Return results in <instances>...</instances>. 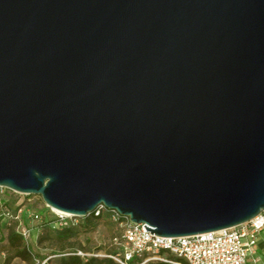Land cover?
<instances>
[{
    "label": "water",
    "instance_id": "obj_1",
    "mask_svg": "<svg viewBox=\"0 0 264 264\" xmlns=\"http://www.w3.org/2000/svg\"><path fill=\"white\" fill-rule=\"evenodd\" d=\"M0 188L160 238L264 213V0H0Z\"/></svg>",
    "mask_w": 264,
    "mask_h": 264
},
{
    "label": "built area",
    "instance_id": "obj_2",
    "mask_svg": "<svg viewBox=\"0 0 264 264\" xmlns=\"http://www.w3.org/2000/svg\"><path fill=\"white\" fill-rule=\"evenodd\" d=\"M4 191L6 189L0 188V197H4ZM91 215L96 218L109 215L113 222L119 224L121 236L114 239V244L120 248L121 253L114 258L110 257L117 264H260L257 245L259 235L264 230V213L233 229L178 239L152 236L144 229L146 225H135L129 218L104 206L98 207ZM60 216L54 226H76L66 220L71 218L70 215ZM37 219L28 207L15 206L7 200L2 203L0 200V220L8 222L26 243L32 231L30 224ZM78 256L84 258L92 255L79 253ZM168 256L174 257L178 262L172 263Z\"/></svg>",
    "mask_w": 264,
    "mask_h": 264
},
{
    "label": "trees",
    "instance_id": "obj_3",
    "mask_svg": "<svg viewBox=\"0 0 264 264\" xmlns=\"http://www.w3.org/2000/svg\"><path fill=\"white\" fill-rule=\"evenodd\" d=\"M104 218H108L109 222L116 227L118 234L112 238L107 248L101 247L95 251H91L87 248V245L90 243L89 233L95 231L99 222ZM81 220L82 224L78 226L65 228H59L58 226L51 228L49 226L46 228L45 232L40 236L39 244L49 243L53 254L45 264H117L110 257L114 258L121 253L120 248L114 244V239L121 236L119 224L113 222L109 215H103L100 218L91 215ZM8 224V222H2L0 220V246L16 249V258L24 262L41 259L40 255L34 256L22 247L24 242L23 238ZM79 253L92 256L83 258L78 256ZM168 258L172 260V263L178 262L174 257L168 256ZM148 264L169 263L149 262Z\"/></svg>",
    "mask_w": 264,
    "mask_h": 264
},
{
    "label": "rangeland",
    "instance_id": "obj_4",
    "mask_svg": "<svg viewBox=\"0 0 264 264\" xmlns=\"http://www.w3.org/2000/svg\"><path fill=\"white\" fill-rule=\"evenodd\" d=\"M4 197H0L2 203L10 201L15 206H26L28 209L38 217L30 224L32 229L28 242H23L22 247L31 252L34 256L40 255L41 259L24 262L16 258V249L6 248L0 246V264H45L49 257L52 256L53 251L50 249L49 243L39 244L40 236L45 232L49 226L52 228L57 220H60V214H56L52 209H49L42 198L39 196H25L14 194L13 192L4 191ZM67 218V217H64ZM82 218H67L76 226L82 224ZM118 234V230L108 220L104 218L99 222L95 231L89 233L90 243L87 245L91 251H95L101 247H108L112 238Z\"/></svg>",
    "mask_w": 264,
    "mask_h": 264
},
{
    "label": "crops",
    "instance_id": "obj_5",
    "mask_svg": "<svg viewBox=\"0 0 264 264\" xmlns=\"http://www.w3.org/2000/svg\"><path fill=\"white\" fill-rule=\"evenodd\" d=\"M257 254L260 259V264H264V230L259 235Z\"/></svg>",
    "mask_w": 264,
    "mask_h": 264
},
{
    "label": "bare ground",
    "instance_id": "obj_6",
    "mask_svg": "<svg viewBox=\"0 0 264 264\" xmlns=\"http://www.w3.org/2000/svg\"><path fill=\"white\" fill-rule=\"evenodd\" d=\"M56 214H62V213H60V212H57V211H55V210H53ZM63 215H66V214H63ZM66 216H68V215H66Z\"/></svg>",
    "mask_w": 264,
    "mask_h": 264
}]
</instances>
